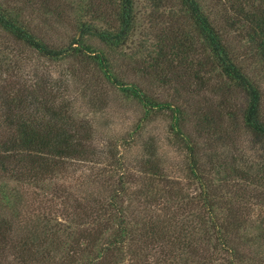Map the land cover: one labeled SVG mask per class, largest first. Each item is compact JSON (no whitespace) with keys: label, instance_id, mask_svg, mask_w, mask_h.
Segmentation results:
<instances>
[{"label":"trees","instance_id":"obj_1","mask_svg":"<svg viewBox=\"0 0 264 264\" xmlns=\"http://www.w3.org/2000/svg\"><path fill=\"white\" fill-rule=\"evenodd\" d=\"M102 1L71 2L79 37L57 48L24 6L0 0V264H264V0H142L145 37L156 35L134 49L141 0ZM20 48L83 66L94 110L106 107L102 80L137 102L132 139L166 116L183 173L169 175L151 138L131 163L130 142L97 145L66 80L15 79ZM124 48L141 81L117 75L111 54ZM149 79L172 99L153 96Z\"/></svg>","mask_w":264,"mask_h":264},{"label":"rangeland","instance_id":"obj_2","mask_svg":"<svg viewBox=\"0 0 264 264\" xmlns=\"http://www.w3.org/2000/svg\"><path fill=\"white\" fill-rule=\"evenodd\" d=\"M1 1H10L14 5L24 6L26 9L25 14L29 21L32 20L33 26L37 28L36 31L38 35L54 47H67L74 38L79 37V31L74 19L76 7L71 5V2L76 0ZM94 1L96 8H98L99 4L101 5L102 2H104L102 0ZM24 3H27V5H24ZM144 3L145 2H142V0L140 1L141 18L144 28L134 35L129 45L130 49H134L138 42L143 43L144 41H151L150 43H154L155 41V32L149 35L148 38L145 37L149 30V20L147 16L152 11L151 9L144 11ZM46 4L50 5V7L47 8L52 11L51 15L46 14ZM159 13H162V11H159ZM92 43L97 48H100L96 40L92 41ZM129 48H124L112 53L111 60L114 63V67L117 70L116 73L119 77L121 76L124 81L128 83H136L141 81L142 78H139L137 65H135V63L132 64L128 56L132 52ZM20 50H22L23 53H21V63L17 64L13 71V75L16 76L15 79H25L30 75L36 78L35 74L30 73L36 71L39 73V76L52 74L53 77L60 78L62 81L66 80V85L64 83L62 88L64 92L66 86V101L74 100V112L79 118H89L93 120V125L98 131L97 145H104L106 142H118L120 143L119 145H122L121 143H126L125 141H127V143L130 142V146L128 145L130 147V152L124 151L127 157L126 160L131 163L141 155L142 149L139 139L141 138V140L145 141L151 138L157 142L162 158L161 160L169 175L178 176L177 173H183V159L185 153L177 141L170 137V121L166 116L158 118L153 123L144 124L143 128L139 130L138 135H135L136 139H132V132L139 125L143 116V109L137 102L124 98L119 91L105 83V80H102L100 81L102 85L100 90L106 94L105 97L103 96L106 107L101 111L94 110L88 101V97H82L81 95V89L85 88L86 79L88 77L84 74L85 69H83V66L76 63L72 64L69 61L64 64L50 62L39 59L35 54H30L28 49L20 48ZM31 58L33 69H26L25 67L30 65V62L27 61H30L29 59ZM241 59L244 61L245 70L252 77L260 79V71L256 60L251 56H241ZM72 69H75L77 72V84H72V82H70ZM146 84L149 86L150 93L153 96L159 97L164 101H170L172 99L173 91L159 87L157 83H154L151 79H149ZM261 87L264 90V81L261 82Z\"/></svg>","mask_w":264,"mask_h":264}]
</instances>
